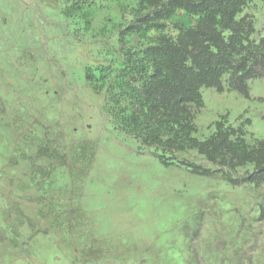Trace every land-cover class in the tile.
<instances>
[{"label":"trees","instance_id":"1","mask_svg":"<svg viewBox=\"0 0 264 264\" xmlns=\"http://www.w3.org/2000/svg\"><path fill=\"white\" fill-rule=\"evenodd\" d=\"M252 2L73 0L68 21L75 30L91 31L92 40L115 41L105 63L84 66L87 84L104 94L114 125L143 147L154 148L166 165L216 177L228 187H251L255 195L257 215L249 226L256 223L261 229L242 231V219L236 233L227 229L226 236H219L216 248L199 239L201 212L193 213L137 264H264V139L249 142L245 128L226 119L199 139L195 122L204 107L202 88L247 95L251 82L264 80V37H255V17L245 13ZM111 4L114 11L109 12ZM89 11L96 13L87 17ZM94 17L100 18L97 26ZM0 104L1 112L5 102L0 99ZM56 132H46V141H16L1 167L0 264L16 260L18 244L27 247L38 233L51 236L63 227L73 177L62 184V176H72L95 159L96 147L86 142L67 151L62 131Z\"/></svg>","mask_w":264,"mask_h":264},{"label":"rangeland","instance_id":"2","mask_svg":"<svg viewBox=\"0 0 264 264\" xmlns=\"http://www.w3.org/2000/svg\"><path fill=\"white\" fill-rule=\"evenodd\" d=\"M72 3L0 0V99L5 102L0 170L16 141H46V132L53 136L56 129L67 151L86 142L96 147L91 166L62 176V184L73 177L68 217L59 222L63 227L51 236L38 233L27 247L18 244L11 264H137L158 249L181 218L199 212V239L216 248L219 236L227 229L236 233L242 219V231L261 229L249 226L257 215L251 187H228L216 177L166 165L154 148L114 125L104 94L94 93L84 75L85 65L105 63L111 56L114 38L92 40L91 31L75 30L68 21ZM108 11H114L113 4ZM245 13L255 17V37H264L261 0H253ZM99 22L94 17L92 24ZM202 96L204 107L195 121L199 139L207 138L220 119L243 126L249 142L264 139V80L251 82L247 95L204 87Z\"/></svg>","mask_w":264,"mask_h":264}]
</instances>
